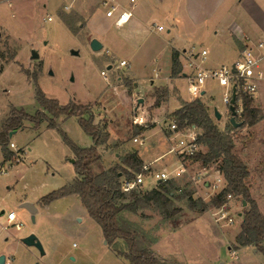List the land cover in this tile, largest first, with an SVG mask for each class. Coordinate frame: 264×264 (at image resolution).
Instances as JSON below:
<instances>
[{
    "label": "rangeland",
    "instance_id": "rangeland-1",
    "mask_svg": "<svg viewBox=\"0 0 264 264\" xmlns=\"http://www.w3.org/2000/svg\"><path fill=\"white\" fill-rule=\"evenodd\" d=\"M101 1L0 0V125L12 107L30 115L39 109L35 101L36 82L47 98L55 99L61 105L74 103L90 109L93 124L108 126V140L112 143L107 146V153L103 154L101 150L97 153L105 160L93 164L96 173L109 163L116 165L127 153L139 152V146L132 143L133 138L139 137L132 121L145 109L148 114V108L143 110V105L138 104L135 97L127 99V94L131 95L132 92L133 96H141L155 87L166 86L169 89L175 87L179 97L185 101L193 98L187 92L185 76L169 79L172 46L168 42H172L176 35L170 22L164 18L158 19L156 22L165 24L164 31L139 37V29L131 33L110 25ZM69 4L72 9L64 12L62 7ZM250 4L246 10L243 6L246 12H249ZM47 14H53V23L44 22ZM204 25L205 29L210 27L209 23ZM167 30L170 32L167 33ZM93 39L102 44L98 52L90 49ZM209 42L206 33L203 39L187 40L182 46L187 52L197 54L202 49L211 50ZM33 50L37 51L38 59H31ZM73 50L78 51L79 55H72ZM229 51H225L227 61L220 67L230 66L236 61L229 62L228 59L232 57ZM210 58L208 54L202 63L200 59L196 63L209 69ZM122 60L128 62V66L118 68ZM101 72H105L106 78ZM163 87L157 91L162 93ZM203 91L210 112L213 114L216 109L221 114L218 122L225 123L228 106L223 103L224 88L215 80H207ZM142 98L147 101L145 95ZM252 99L251 105L254 107L253 96ZM177 107L178 98L170 97L163 106L164 110L160 108L157 112L171 113ZM147 114L142 115L146 119L144 128L152 125V118ZM261 115L259 110L258 116ZM62 117L59 126L54 129L47 127V121H43L37 129L25 122L32 129L23 128L24 131L11 136L10 143L16 147L12 150L8 146L14 153L11 162L3 161L0 149V214L3 212L0 215V256L4 255L10 264H128L114 252L115 249H125L122 242L118 241L115 247L105 244L100 227L88 217L76 197L66 196L46 205L41 204L44 196L74 179V168L70 162L74 157L70 146L88 148L92 145L91 138L82 130L77 118L62 120ZM168 123L165 122L162 129V140L166 141V147L156 143L159 149H154L149 156L160 153L161 160L153 171L170 166L175 159L173 154L167 152L171 148L167 135ZM226 124H229L228 121ZM235 140L236 153L249 170L247 184H250L253 197L264 215V118L253 127L237 129ZM18 150H21L19 159ZM116 154L118 159L115 158ZM168 156H171L170 161ZM172 182L181 188L187 185L188 190L194 191L187 178ZM151 187L146 184L140 190H150ZM198 195L208 205L206 211L216 213L210 199L204 193ZM24 202L37 207L33 221L31 215L20 207ZM234 205L233 223L223 229L229 241L240 231L241 217L237 215L241 216L244 208L238 199ZM175 206L181 208V212L173 220H163L152 206L140 210L137 215L124 214L123 218L154 239L175 230V224H179V227L201 214L189 210L185 200L176 202ZM11 211L15 213L16 220L8 225L6 215ZM213 217L216 221L217 216L213 214ZM14 224H21V229H15ZM30 234L35 235L41 243L43 256L35 248L22 244V238ZM247 247L245 253L239 251L244 247H236L234 237L227 244L225 264H264L263 255L256 253L255 247ZM222 261L218 264H222Z\"/></svg>",
    "mask_w": 264,
    "mask_h": 264
},
{
    "label": "trees",
    "instance_id": "trees-1",
    "mask_svg": "<svg viewBox=\"0 0 264 264\" xmlns=\"http://www.w3.org/2000/svg\"><path fill=\"white\" fill-rule=\"evenodd\" d=\"M180 52L172 50L170 64V78L182 76V64L179 61ZM182 74V75H181ZM158 92V91H157ZM235 99L234 106L238 103ZM35 101L39 109L33 114H27L22 109L12 107L8 117L0 125V149L4 161L11 162L14 153L8 149L9 133L20 131L25 122H29L37 129L43 121H47L48 128H56V122L61 117H75L82 130L91 138L93 145L88 148H78L71 145L74 155V179L68 185L50 192L41 199V204H48L62 197L75 195L88 217L101 229L103 239L110 247H115L121 241L125 249H115L118 257L125 259L128 264H180L173 259L162 258L153 253V241L136 227L123 218L124 214L137 215L140 210L153 207L163 220H173L181 212L175 203L185 200L191 211L203 213L208 205L199 198L193 197V191L175 185L172 181L160 182L150 190L134 189L128 193L121 190V181L128 180L142 172L143 161L137 152H130L120 158L119 162L107 170L96 173L93 164L99 160L97 149L106 144L108 133L106 128L93 124V113L81 105L69 103L61 105L55 99H49L35 82ZM241 129L253 127L259 120V110L252 107V97L243 94ZM160 103L157 95L153 107ZM176 119L179 128L194 127L198 131L197 144L201 150L187 159L197 163L199 168L213 167L222 173L227 186L219 194L210 198V205L220 207L226 196L238 199L245 207L241 213L240 231L235 236L236 247L253 246L264 257V216L260 212L256 201L252 198L247 179L248 167L236 153L235 131L230 124L220 130L214 118L209 114L200 99L183 102L181 107L171 114ZM145 128L139 127V135ZM68 141V139L66 138ZM70 144V141H68ZM21 150L17 151L18 159ZM179 224H175V228Z\"/></svg>",
    "mask_w": 264,
    "mask_h": 264
},
{
    "label": "crops",
    "instance_id": "crops-1",
    "mask_svg": "<svg viewBox=\"0 0 264 264\" xmlns=\"http://www.w3.org/2000/svg\"><path fill=\"white\" fill-rule=\"evenodd\" d=\"M111 2L112 0L101 1L102 5L105 7V17L106 11ZM116 3H118L121 8L130 11L132 13V17L128 23L119 28L114 25V20L112 18L106 17L110 21L109 24L112 25L115 29H121L129 31L131 33L136 32V30L139 29V37H146L145 35H152L164 31L165 24L160 21L156 22L158 19L164 18V20L166 19V21L170 22L171 26L175 30L176 35L174 36V38H172V42H168V44L172 46V50L180 52L179 61L181 64H183L184 62L185 53L192 52H187L182 44L187 42V40L196 38L203 39L206 33L207 39L210 41L209 45L211 50H202L206 51V56L208 54L211 55V58L209 59V69H216L220 67L221 64L223 65V63H226L225 61H227V59L225 57V54L228 49L230 50L229 54L232 53V57L228 59L230 62L238 59L239 52L246 44L253 46L257 41H260L264 38V0H116ZM248 3H251L250 10L249 12H246L245 10ZM243 6L245 7V10ZM62 9L64 12H69L72 9V5H65L62 7ZM48 17H51L52 19L48 21ZM53 17V14H47L46 20H44V22L53 23ZM206 23L210 24V27H208V29H205L206 27L204 24ZM153 24L160 26L162 30H156L152 27ZM204 31L208 32L204 33ZM169 32L170 31L167 30V33ZM211 35L213 36L211 37ZM169 79L171 80L170 76ZM160 87L163 86L155 87L156 91H154L155 88H153L152 91L141 96H133L132 92L131 95L127 94V99L135 97L138 100V104L143 105V110L145 108H148V114L146 113L145 109L144 112H141V115L145 113L149 115V118H152L151 127L145 128L143 133L141 135H138L139 137H136L141 138L143 144L140 145L138 143H134L132 139V143L139 146V152L138 150L136 151L140 159L143 161V165H149L152 170H155L158 161L161 160L159 152L157 156L149 157L154 149H159L155 144H161L166 147V141L164 142V140H162V136L164 135L162 129H164L163 127L165 125V122H169L171 114L179 109L183 102H190L194 100V98H190L187 101L181 99V97H179V92L175 87L169 89L165 86L162 88L164 89L162 93L159 91L157 92V89H159ZM263 89L264 79L259 82L258 90L253 95V98L255 104L254 108L259 109L264 118ZM144 95L147 97V101L142 98ZM157 95L160 97V103L157 107H153ZM170 97L178 98L177 109L171 113H168L167 111L157 112V110H159L160 108L164 110L163 106L168 102ZM197 98L201 100V102L208 109L209 114L214 118L205 102L206 93L203 91ZM139 100H142L141 103H139ZM124 101L128 102V100L126 99ZM228 115H226V122L223 124L218 122L221 119V114L219 120H216L214 118L216 125L220 127V130H224L228 125L226 124L227 121L229 123ZM262 115L259 116V120L256 124H259L263 121ZM66 118L67 117H62L61 119L63 120ZM59 121L60 118L56 122V127L59 126ZM103 126L106 128V132H108V126ZM223 126L224 128H222ZM134 127L137 129L139 127L144 128L146 127V124L143 126L135 125ZM29 128L32 129V127H28L24 124V130ZM159 140L162 141V143H159ZM111 143L112 142L108 140L105 145L100 146L97 149V152L101 150L103 154L107 153V150L109 149V147L107 146L111 145ZM144 156L146 157L145 159ZM99 157V161L105 160L104 157ZM168 157V161H170L171 156ZM115 158L118 159L117 154L115 155ZM172 159H174L173 156ZM175 161L176 159H174L173 163ZM118 162L119 160L116 162V164ZM112 165L113 164L111 163L107 164L106 167H103V169H99V172L109 169L110 167H112ZM193 168L197 169L198 166L193 165ZM158 169V171L162 170V168ZM248 185L250 188L251 196L257 203V199L253 197L254 194L251 191V186L250 184ZM70 196L76 197L75 195ZM234 202H236V199L233 198V200L230 202V214L232 215V217L234 216V207H236L234 205ZM239 215L240 214H238L237 216L241 217ZM225 228H227L226 224L215 221L213 212L205 211L199 216L193 217L191 220L181 224L175 230H171L167 233L161 234L153 241L151 250L155 255L159 257L173 259L180 264H218L220 261H222V259L224 260L222 261V264H225V260H227V258L225 257L228 252L227 244L229 242H232L233 238L237 234H234V236L229 241L227 240L228 238L226 239L225 237V232L223 230ZM247 250L248 247H244L239 251L245 253Z\"/></svg>",
    "mask_w": 264,
    "mask_h": 264
},
{
    "label": "built area",
    "instance_id": "built-area-1",
    "mask_svg": "<svg viewBox=\"0 0 264 264\" xmlns=\"http://www.w3.org/2000/svg\"><path fill=\"white\" fill-rule=\"evenodd\" d=\"M106 17L112 18L114 25L119 28L129 22L132 13L121 8L116 3V0H112L106 11ZM51 19V17H48V21ZM152 27L158 31L162 30L156 24H153ZM184 58L185 63L183 67L185 74L183 76L187 78L188 94L194 99L199 97L205 82L207 80H215L220 87L224 88L223 103L229 106L232 90L235 88V99L236 97L239 98L234 108L236 120H240L243 111L241 96L245 94L252 97L257 92L259 82L264 79V38L257 41L253 46L246 44L239 52L238 59L230 66H222L216 69L203 68L200 64L196 63V60L200 59L201 63L205 60L206 51L204 50L196 55L193 52L185 53ZM127 65V62L122 60L119 62L118 68L126 67ZM101 75L106 78L105 72H101ZM132 123L136 126H143L146 124V120L142 115H138L133 118ZM167 130L168 140L171 143L168 153L173 154L176 161L160 171H153L149 165H143L142 172L137 174L134 179H122L121 190L124 193H128L134 189H141L142 186L146 187V184L148 186L152 185L151 188H153L158 182H170L182 178L188 179L191 189L194 190L193 197L201 200L202 197L198 193H204L210 199L226 188L227 183L222 173L213 167H198L195 169L193 165L198 166V164L192 163L187 159L195 152L201 150V147L197 144L198 132L194 127L179 128L176 119L170 117ZM133 142L140 145L143 144L141 138H133ZM9 147L12 150L16 149L13 143H10ZM232 200L233 197L227 195L226 201L220 207H215L216 213L213 214L217 216L216 221H222L226 225L233 223V217L230 214V202ZM15 220L16 215L14 212L7 213L6 222L8 225L13 224ZM14 227L20 230L21 224H14ZM4 264H10L9 260L5 259Z\"/></svg>",
    "mask_w": 264,
    "mask_h": 264
},
{
    "label": "water",
    "instance_id": "water-1",
    "mask_svg": "<svg viewBox=\"0 0 264 264\" xmlns=\"http://www.w3.org/2000/svg\"><path fill=\"white\" fill-rule=\"evenodd\" d=\"M90 49L93 52H98L102 49V44L96 40L93 39L90 41ZM71 54L74 56H78L79 52L78 51H71ZM38 53L36 50H33L31 52V59H38ZM110 69V66L108 67V70ZM142 100H139V103H141ZM234 104H235V88H233L232 90V95H231V99H230V104L228 106V113H229V124L234 128V129H239L242 126V122H237L236 121V114H235V108H234ZM213 116L216 120L220 119V114L217 112L216 109H214V113ZM16 132L12 131L9 133V138H11L12 135H14ZM71 163L74 162V160L70 161ZM160 182H158L159 184ZM243 207H245V203L242 204ZM21 208H23L24 210H26L30 215H31V220H34V217L37 213V208L34 204L29 203V202H24L20 205ZM1 214H3V212H1ZM0 214V215H1ZM22 244H24L26 247H32L35 248L37 250V252L39 253L40 256L44 255V251H43V247L41 245V243L39 242V240L37 239V237L33 234H30L24 238H22L21 240ZM106 244V242H105ZM5 263V256L1 255L0 256V264H4Z\"/></svg>",
    "mask_w": 264,
    "mask_h": 264
}]
</instances>
